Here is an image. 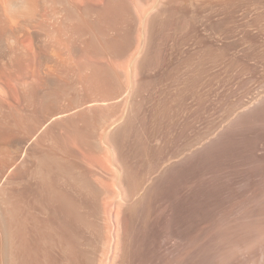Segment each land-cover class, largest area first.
I'll use <instances>...</instances> for the list:
<instances>
[{
	"label": "rangeland",
	"instance_id": "rangeland-1",
	"mask_svg": "<svg viewBox=\"0 0 264 264\" xmlns=\"http://www.w3.org/2000/svg\"><path fill=\"white\" fill-rule=\"evenodd\" d=\"M64 1L55 0L53 10L43 6L41 13L38 11V20L33 24L43 22L42 31L40 22L35 26L37 31L27 30L36 31L40 37L35 43L44 55L43 89L47 90V79H53L65 92L58 108L45 112L44 126L57 113L68 111L64 116L87 104L94 107L64 126L47 128L39 142L41 151L68 159L75 173L87 171L94 185L86 199L75 193L71 196L90 221V229L85 232L81 224L74 226L78 238V243L73 241L76 261L83 263L78 252L83 248L86 254L90 252L88 256L95 254L93 264H100L107 255V264H237L235 257L244 252L253 253L254 264H264L258 245L264 240V158L257 159L248 145L256 140L264 142V37L259 38L254 27H248L255 18L253 8L245 13L242 4L243 8L225 6L233 13L228 11V18L227 13L217 16L218 21L217 17L208 18L207 10L199 14L194 25L180 30L181 36L165 26L167 15L159 16L156 26L148 25L153 26L152 31L146 27L144 32L149 35H142V39L138 35L142 34L138 31L139 21L137 27L131 24L126 7L130 3L137 14L139 0H118L110 3L112 7L106 5V10L103 5L107 0H73L78 10L85 1L89 3L90 18L108 13L105 18L100 14L96 23L87 16L93 37L86 41L81 28L68 26ZM242 14H249L248 18ZM245 21L250 24L247 26ZM113 28H119L120 35L115 42H109L115 34L113 31L110 35ZM175 35L176 41L170 37ZM169 39L176 44L173 46ZM27 45L33 47L30 41ZM118 76L120 84L115 82ZM80 80H87V84L82 86ZM101 99L110 102L94 105V100ZM15 104L14 110L0 104V117L2 111H8L9 119L21 112L27 125V109L22 102ZM107 126L110 128L106 135ZM75 132L83 135L70 134ZM238 144L243 146L239 152ZM240 157L241 165L235 166ZM222 188L231 192L232 203L228 193L223 201L220 199ZM220 201L226 203L225 212L220 209ZM226 205L227 211L233 207L229 213Z\"/></svg>",
	"mask_w": 264,
	"mask_h": 264
},
{
	"label": "bare ground",
	"instance_id": "bare-ground-1",
	"mask_svg": "<svg viewBox=\"0 0 264 264\" xmlns=\"http://www.w3.org/2000/svg\"><path fill=\"white\" fill-rule=\"evenodd\" d=\"M95 1L97 3L98 0H95ZM99 1L101 2V0H99ZM139 1L141 2V5L137 7L138 8V11H136L137 14L135 12H134L135 14L133 13V11L131 9L132 6H130V3H129V5L127 4L126 7L128 9V14L130 16L129 21L132 22L131 24H133V26H136V24L139 21L138 31L142 32V34L141 35L138 34V35L139 36L145 35L144 38L146 37V35H149V33L145 34V32H144V31H146L145 29H147L146 27H148L149 29L152 28L153 26L150 25V27H149L148 25L152 24V23L154 24V22L157 19H159V16L167 15L168 17H165V18H167L168 21H167V19H165L163 17L166 20V22L168 23V25H165V26H169L170 31L176 30L174 33L175 34L178 33L179 36H181L183 34L180 35L179 31L185 29L186 26L190 27V26L194 25L195 19L199 16V14H202V12H205L208 10L209 11V13H208L209 17L206 16L208 18H211V17L216 18L217 16L220 17L221 15H225L227 13L228 16H226L227 14L225 16L228 18L229 16L231 17L233 11H231V9L229 11L226 8H228V7L230 8L229 5H231V6L234 5L235 6L234 8H236L238 5H241V4L243 6H245L244 7L246 10L245 13L250 8H253V11H255L254 12L255 18H254V21L252 20L253 21L252 25H249L251 23V21H250L251 16L249 17L250 19H248L250 22L249 24H247V22L245 21L247 26L249 25L248 27H251V26H252V28L254 27V29L258 32L259 38H260V35H263V37H264V4H263L264 0H151V1L150 0H139ZM236 1H237V3H236ZM100 2H98V3H100ZM115 2L118 3V0H107V4L105 3V5H103L104 6L103 9L106 10V8H105L106 5L108 6V4H109L111 6V4L112 3L114 4ZM238 2H239V4H238ZM54 3H55V0H0V104L3 105L2 108H4V109L6 108V109L10 110V109H13L14 107H16V106H13L14 103L18 104V103L22 102L23 107H25L27 109V112L29 113V120H28L27 125L24 123V121L26 119H24V121L22 119L23 116H25V115L22 116L21 112L18 113L16 111L18 113L17 114L18 117L14 116L13 117L14 119H12V118L9 119L10 116H8V113H7L8 111L7 112L2 111L3 113L1 114V117H0V264H83V263L84 264H93L94 260H95V256H93L95 254H91L88 256L87 254H89L90 252H88L86 254V252L81 247L82 249H80L78 252H79V255L82 256V259H84L83 263H81V261H79V262L76 261L75 254H74L75 250H74V245H73L74 240L76 242L78 241V238H77V236H75V232H74V226L76 223H77V225L81 224V226L83 227L82 228L83 232H85V230L90 229V221L88 220L87 212L82 211L80 209H77V206L75 205L74 202H72V199H71V196L73 195V193H75V195L78 194L82 198L83 197H85V199L87 198L86 195H88V191H90L91 187H94L93 182H91V180L89 179V176H88L89 173H87V171H78L77 173H75V170H74V168H72L70 166V162L68 159L58 158L55 155L41 151V149L39 148V142L43 138L47 128L53 129L54 127H56L58 125L64 126V123L68 124L69 122L74 121L76 118H80L82 115H85L87 111H92L94 109V107H92V105L87 104L88 106H85L84 108H82L78 111L72 112V113L64 115V116H62V115L67 113L68 111H63V112L57 113V114L51 116L47 121L48 123L44 126L43 118H44L45 112L49 111V110H53L55 107L58 108L59 101L61 99H63L62 97L64 96L65 92L61 89L62 87L58 86L55 83V81L53 79H47V82H46L47 83V85H46L47 90L45 91L43 89V86L45 85V83L43 84V79H44L43 76L45 74H44V71L42 70L43 69V67H42L43 57L42 56H44V55L42 53H40L41 49H39V47H37L36 43H35L37 40V37H38L36 34L37 33L36 31L38 28H36V27H38V23L40 22L39 27L41 29L40 31H42L43 27H41V25L43 24V22L37 21V26L34 25L33 23L36 20H38L37 19L38 18V11H39V13H41V9L43 8V6H47L50 10L51 9L53 10L55 8ZM235 3L237 5H235ZM63 4L65 6L64 10L66 11V15H67L66 20H67V22H69L68 26H71V28L72 27L73 28L74 27L75 28H77V27L81 28L82 29L81 30L82 35L84 36L86 41L89 39H92L93 36L88 29V27L90 25L89 21L91 22V20L93 19V18L89 17V6H87L89 3L87 1H85L83 8H81L79 10L77 9V6H75V2L73 0H66L63 2ZM225 6H227V7L224 8ZM241 6H240V9H241ZM243 6H242V8H243ZM222 7L225 9L223 12L221 11L224 14H220L221 13L220 10ZM234 8L232 10L235 11ZM107 10H110V8H108ZM239 10L237 12H239ZM228 11L231 12V15L229 14ZM106 12H108V11H106ZM97 14L98 13H96V16H97ZM100 14L101 13H99L97 17L92 16V17H95V19H93L91 23H93V22L96 23L95 21L96 20L98 21L99 16L101 18L102 14L105 18L107 16L106 14H108V13H106V14L102 13L101 15ZM252 14H253V12H252ZM179 15L182 17L181 20H180L181 17ZM248 15H243V16H245L247 19ZM204 16H205V14H204ZM178 17H180V18L178 19ZM237 17H238V15H237ZM240 17H241V15H240ZM163 18L161 17V19H163ZM218 19L219 18L217 17V20L216 19L215 20L218 21ZM220 19H223V18H220ZM165 20H163V21L165 22ZM205 21H207V22L209 21L210 24L212 22L211 20H206V18H205ZM229 21H231V19ZM166 22L164 24H166ZM213 22H215V21H213ZM237 22H239V21H237ZM205 23L206 22H203V24H205ZM32 24L34 25V27H31V26H33ZM157 24H158V26H160L159 25L160 23H157ZM206 24H208V23H206ZM210 24H208V26H210ZM217 24H218V22H217ZM154 25L156 26V24H154ZM93 26H94V24H93ZM162 26H163V24H162ZM214 26H216V25H214ZM160 27L158 28L159 30H160ZM170 27L174 28V30L171 29ZM207 27L205 29H207ZM27 28H29V29L36 28V31L34 30L36 33L33 31L30 33L27 30ZM155 28H154V30H155ZM33 29H31V30H33ZM113 29H112V32L110 33V35L113 33V31H115V34H114V36L112 34L111 37L108 34V37H110L108 40L109 42H111V41L115 42V40H117V38H118V35H120L121 30L119 28H118L119 30L116 28L114 30ZM134 29H136V28L134 27ZM162 29H164V28H162ZM237 29H238V27H237ZM243 29H241V30H243ZM150 30L152 31L153 29H150ZM183 31H182V33H184ZM187 31H188V29H187ZM165 32L166 31H164V33ZM226 32H227V30H226ZM249 32H248V34H249ZM40 33L41 32H39V30H38V34H40ZM254 33L256 34V32H254ZM170 34H173V33L171 32ZM161 35L163 36L162 33H161ZM168 35L169 34H167V37H168ZM176 35H175V37L174 36H170V37H173V39L174 38L177 39ZM251 35L253 36L252 33H251ZM83 36H81V37H83ZM252 36H250V37H252ZM104 37H106V36H104ZM256 37L257 36H255V39H256L255 41H257V38H258V37L257 38ZM38 38H40V37H38ZM106 38H103L102 40H104L106 42ZM181 38H178V39H181ZM184 38H186V37L184 36ZM253 38H254V36H253ZM81 39H83V38H81ZM142 39H143V36H142ZM248 39L249 38H247V40ZM27 41H30L31 43H33V47L31 45L32 48L30 46H28L30 44L27 45ZM104 41H102V42L105 43ZM142 41H141V43H142ZM168 41H170V39ZM179 41H180L181 46H182V44L184 43L183 38H182L183 43L181 42V40H179ZM179 41H177V42H179ZM209 41H211V40H209ZM212 41L215 42L214 40H212ZM219 41H222V40L219 39ZM228 41H229V39H228ZM172 42H173V46H174L175 42L174 41H172ZM248 43H249V41H248ZM144 44H145V42H144ZM232 44H233V42H232ZM260 44H261V42H260ZM178 45H180V44L178 43ZM210 45H211V43H210ZM171 46L172 45H170V47ZM251 46L252 45L250 43V46L248 45L247 47L250 48ZM209 48H210V46H209ZM234 48H236V47H234ZM200 49H201V47H200ZM216 49H214V50H216ZM137 50H139V46H138ZM172 51H171V53H172ZM200 51H203V50H200ZM137 52L138 51H136V53ZM136 53L134 52L133 54L136 55ZM212 53H214V51ZM218 53H219V51H218ZM235 53H236V51H235ZM168 55H169V53H168ZM248 55H249V52H248ZM253 55H251V56H253ZM210 56H212V55H210ZM159 57H160V55H159ZM212 57H214V56H212ZM212 57H210V58H212ZM232 57H234V56H232ZM246 58H249V56ZM259 58L261 59V57H259ZM190 59H191V57H190ZM212 59H214V58H212ZM217 61H219V60L217 59ZM244 61L246 62V60H244ZM210 62H212V60ZM257 63H258V61H257ZM234 64H236V63H234ZM254 64H256V63H254ZM206 65H207V63H206ZM196 66H198V65L196 64ZM199 67H201V65ZM196 68L198 69V67H196ZM252 68L253 67H251V69ZM191 69H192V67H191ZM86 70L92 72V70L90 68H86ZM207 71H205V72H207ZM177 75H178V73H177ZM154 76H155V74H154ZM206 77H208V76H206ZM210 77H211V75H210ZM189 78H190V76H189ZM150 79H152V78H150ZM170 79H171V77H170ZM83 80H80L79 84H81L82 86H85L87 84L86 83L87 80H86V82ZM100 80H102V82L106 81L103 78H101ZM195 80H196V78H195ZM197 80H198V78H197ZM115 82L117 84H120V76L115 78ZM210 82H212V81H210ZM196 83H197V81H196ZM199 84H200V82H199ZM146 85L148 86V84H146ZM149 86H152V85L149 84ZM195 86H197V84ZM207 86H208V84H207ZM207 86H205V87L208 88ZM148 91H149V89H148ZM127 93H129V92H127ZM109 102H110V99H107V100L101 99V100H94L93 101L94 105H98L99 103H102V105H107ZM259 102H260V100H259ZM259 102H258V104H259ZM263 102H264V100H263ZM19 106H20V104H19ZM255 106L258 107L257 105H255ZM256 107H254V108H256ZM0 110H1V108H0ZM26 118H28V116ZM115 123L116 122H114L113 124H115ZM14 127L18 128L19 130H16ZM109 128H110V126H107L104 130L106 135L109 133V130H108ZM20 129L21 130L24 129V132L20 131ZM77 133L75 132V133H70V134L73 136H78L80 134V132L78 135H77ZM80 135H83V134H80ZM79 137L82 138L83 136H79ZM93 145L96 149H99V146H97L96 143H94ZM246 145H247V143H246ZM248 145L250 147L252 146V148L254 149V152L253 151L252 152L257 159L264 158V153H261L262 151H264V142L263 141H257L256 140V142H252ZM242 147L243 146L241 144H238L237 151L242 150ZM237 156H238V154H237ZM240 159H241V157L239 159L237 158V160H236L237 165H235V166L241 165V163L239 161ZM242 162H243V160H242ZM238 173H240V172H238ZM219 177H220V175H219ZM224 177H223V179H224ZM222 182H224V180ZM222 185H224V184H222ZM237 189H239V188H237ZM220 190L221 191L218 194L221 195L220 199L222 200V198L224 197V195L226 193H228V191L226 192L225 188H222ZM231 190H233V189H231ZM230 193H228V195H227L228 197L226 196L228 199L230 197L229 195H231ZM232 196L233 195H231V197ZM229 200L231 201V199H229ZM232 202H233V200L231 201V203ZM220 204H222L220 207V209L222 208L221 211L225 212L224 211V205L226 203H224V205H223V203H221V201H220ZM228 205H230V202ZM228 205H226V207H225L226 211H227ZM79 208H82V207H79ZM232 208L230 207V209H228V210L230 211V210H232ZM220 209H218V210H220ZM221 211H219V212H221ZM229 211H227V212L229 213ZM222 214H224V213H222ZM222 214H220V215L223 216ZM221 220H222V217H221ZM80 245H84V244H80ZM258 245H259V249H260L262 256H264V240ZM116 250L117 249H115V251ZM235 253H237V252H235ZM237 256L235 257L236 258L235 262L237 264H254L255 263L254 259H253V253H251V252H248L246 254L244 252V254L241 257L240 256L237 257ZM106 258L108 259V255ZM107 259L101 261L100 264H107ZM232 261H233V259H232ZM230 263L233 264V262H230Z\"/></svg>",
	"mask_w": 264,
	"mask_h": 264
}]
</instances>
